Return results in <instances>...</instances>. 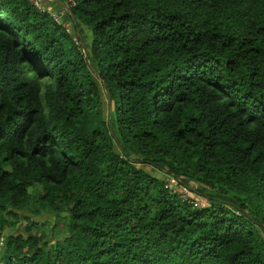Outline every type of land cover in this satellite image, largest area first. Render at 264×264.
Returning <instances> with one entry per match:
<instances>
[{
  "label": "trees",
  "instance_id": "obj_1",
  "mask_svg": "<svg viewBox=\"0 0 264 264\" xmlns=\"http://www.w3.org/2000/svg\"><path fill=\"white\" fill-rule=\"evenodd\" d=\"M74 1L0 0V264H264V0Z\"/></svg>",
  "mask_w": 264,
  "mask_h": 264
},
{
  "label": "built area",
  "instance_id": "obj_2",
  "mask_svg": "<svg viewBox=\"0 0 264 264\" xmlns=\"http://www.w3.org/2000/svg\"><path fill=\"white\" fill-rule=\"evenodd\" d=\"M32 1L39 7L40 10H44V8L42 7L44 5L41 4V2H39V0H32ZM68 5H69V7L75 6L76 2L74 0H68ZM50 12L52 14V17L58 22H61V16L65 13V11H61V12L57 13V12H54L51 10H50ZM65 26H67V25L65 24ZM67 28L70 31V28L69 27H67ZM167 178H168L167 179L168 185L175 189V191L179 194L180 198L184 202H188L195 207H205L207 205V202H204L203 200H201L199 198V195L197 194L195 189L193 187L183 183V181L181 180L180 177H178L174 174H170V175H168ZM200 197H202V196H200Z\"/></svg>",
  "mask_w": 264,
  "mask_h": 264
},
{
  "label": "rangeland",
  "instance_id": "obj_3",
  "mask_svg": "<svg viewBox=\"0 0 264 264\" xmlns=\"http://www.w3.org/2000/svg\"><path fill=\"white\" fill-rule=\"evenodd\" d=\"M66 2H67V0H65V3ZM54 12L59 13L58 11H54ZM67 19L65 18V20H67ZM72 22H73V20H72ZM78 28H79V30H81V34L83 35L84 38H87L89 41L92 40L93 32L87 25L80 24V26ZM75 29L77 30V27ZM70 30H71V27H70ZM83 42H84V40H83ZM84 45H85V49H86V45L89 46V44H87V41H85ZM106 100H107V97H106ZM112 105H113V103H112ZM112 120H113V122L115 121L114 118ZM152 172L155 173L158 176H161V177H164L165 175L167 176V174L165 172H163V171H161L159 169H152ZM190 184H192V183H190ZM30 192L33 195H38L39 196L41 194V192H42V188L39 185H35V186H32L30 188ZM209 192H211V191H209ZM230 197H232V196H230ZM199 198L201 200H203L204 202H207L206 198H203V197H200V196H199ZM52 217H53V214L47 213L44 216H42L41 218H42V220L46 221L48 219H52ZM44 225H46V223ZM25 226H26V222L23 220V222L19 224V231L26 234L27 232L25 231ZM6 229H8V228H6ZM34 231H36V228H35Z\"/></svg>",
  "mask_w": 264,
  "mask_h": 264
},
{
  "label": "crops",
  "instance_id": "obj_4",
  "mask_svg": "<svg viewBox=\"0 0 264 264\" xmlns=\"http://www.w3.org/2000/svg\"><path fill=\"white\" fill-rule=\"evenodd\" d=\"M63 2L65 3V0H49L47 3L43 4L46 8H48V10H51V11H58V12H61V11H65V13L61 16V22L65 25H67L68 27H71L69 25V22H67V20H65V18L67 19V13H70L68 12L65 7L63 6ZM66 4H68V0L66 2ZM64 8V10L61 8ZM69 6V5H68ZM67 12V13H66ZM71 16V14H70ZM72 17V16H71ZM72 20L74 22V19L72 17ZM75 25V24H74ZM75 27H77V25H75ZM79 32L78 30V27H77V33ZM81 37V36H80Z\"/></svg>",
  "mask_w": 264,
  "mask_h": 264
},
{
  "label": "water",
  "instance_id": "obj_5",
  "mask_svg": "<svg viewBox=\"0 0 264 264\" xmlns=\"http://www.w3.org/2000/svg\"><path fill=\"white\" fill-rule=\"evenodd\" d=\"M48 1H49V0H39V2H41V4H45V3H47ZM63 6L65 7V9H66L68 12L71 13V15H72V17H73V14H72L71 9H70V7L68 6V4H66V3L63 2ZM73 19H74V18H73ZM74 24L77 25V22H76L75 19H74ZM78 34H79V37H80V33H79V32H78ZM81 44H82L83 50H84V52H85V57H86V59H87L89 65L92 66L91 63H90V61H89V54H88V52H87L86 49H85V45H84L83 40H81ZM106 92H107V91H106ZM111 112H112V100H111V98H110V95H108V112H107V118H108L109 121L111 120V118H110V117H111Z\"/></svg>",
  "mask_w": 264,
  "mask_h": 264
}]
</instances>
